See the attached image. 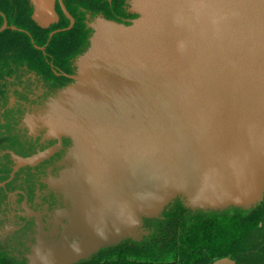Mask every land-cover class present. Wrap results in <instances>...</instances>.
<instances>
[{
    "label": "water",
    "instance_id": "95a60500",
    "mask_svg": "<svg viewBox=\"0 0 264 264\" xmlns=\"http://www.w3.org/2000/svg\"><path fill=\"white\" fill-rule=\"evenodd\" d=\"M129 5L128 22L94 21L73 81L31 118L56 143L11 152L13 176L64 149L45 179L58 208L25 207L36 220L27 264H78L137 240L177 199L222 212L264 198V0Z\"/></svg>",
    "mask_w": 264,
    "mask_h": 264
},
{
    "label": "trees",
    "instance_id": "16d2710c",
    "mask_svg": "<svg viewBox=\"0 0 264 264\" xmlns=\"http://www.w3.org/2000/svg\"><path fill=\"white\" fill-rule=\"evenodd\" d=\"M101 0L56 3L53 21L43 23L33 0H0V112L55 94L73 80L76 58L87 48L91 25L85 8ZM11 27H16L12 29ZM2 139H0L1 141ZM229 257L235 264H264V198L252 210L191 211L177 199L161 218L148 220L145 233L102 249L78 264H213ZM0 264H20L0 244Z\"/></svg>",
    "mask_w": 264,
    "mask_h": 264
},
{
    "label": "flooded vegetation",
    "instance_id": "af4514ba",
    "mask_svg": "<svg viewBox=\"0 0 264 264\" xmlns=\"http://www.w3.org/2000/svg\"><path fill=\"white\" fill-rule=\"evenodd\" d=\"M36 1H39L42 6H47L54 2L52 8L55 10L56 3H58L64 13L61 5L63 3L65 6L63 0ZM84 10L86 12L87 23L91 25V29L98 17L119 22H128L136 18V15L130 11L129 0H101L95 6L94 12L86 8ZM65 16L70 18L69 13L68 16L66 14ZM75 73L76 65L74 73L63 75L73 80L72 76ZM51 95L53 94L45 93L36 100L18 104V106L12 109V113H10L9 109L2 110L4 113L2 115L7 117V120L12 119L14 128H20L24 135L27 136L28 141H23L20 137V142H22L21 149L14 146L10 147L8 132H5L3 129L0 130V139H2L0 141V244L5 251L14 248L18 252L14 254V257L25 264H27L26 253L29 251V246L34 241L36 233V220L34 217L26 215L27 211L25 207L27 206L34 211H45L46 208L49 212H53L58 208V199L54 192H45V179L50 173H55L56 164L62 157L64 149L56 153L49 160L34 167L24 166L19 168L13 176L12 173L16 163L11 156V152L19 156L28 157L56 143L53 140L44 141L42 139L43 132L33 128L31 124V118L41 112L46 100ZM1 122L0 120V124ZM63 145V148L68 146L66 139L63 140ZM47 217V215L43 217L45 222ZM12 227L17 229L6 232L7 229Z\"/></svg>",
    "mask_w": 264,
    "mask_h": 264
},
{
    "label": "rangeland",
    "instance_id": "374dc122",
    "mask_svg": "<svg viewBox=\"0 0 264 264\" xmlns=\"http://www.w3.org/2000/svg\"><path fill=\"white\" fill-rule=\"evenodd\" d=\"M33 1L35 4V7H36L37 17H39V19L45 24H48L51 21H53L54 17L52 16L53 13H52L51 9L49 10V8L45 5L42 6V4L39 1H36V0H33ZM2 110L3 109H1V112H0V115H1L0 120L2 121L1 122L2 125L0 124V130L3 129L5 132H8V136H9L8 140L10 142V147L14 146V147L21 149L22 142H20V139L22 138L23 141L24 140L28 141V138L26 135H24V133L22 132V130L20 128H17V127L14 128V123H13L12 119L7 120V117L2 115V114H4ZM12 112L13 111H10V113H12ZM6 252L12 258H15V260L18 263L25 264L23 261L17 260V258L14 257V254L18 253L14 248H11L9 251H6Z\"/></svg>",
    "mask_w": 264,
    "mask_h": 264
},
{
    "label": "bare ground",
    "instance_id": "6f19581e",
    "mask_svg": "<svg viewBox=\"0 0 264 264\" xmlns=\"http://www.w3.org/2000/svg\"><path fill=\"white\" fill-rule=\"evenodd\" d=\"M36 116V115H35Z\"/></svg>",
    "mask_w": 264,
    "mask_h": 264
}]
</instances>
